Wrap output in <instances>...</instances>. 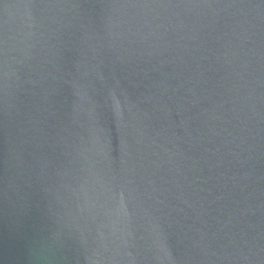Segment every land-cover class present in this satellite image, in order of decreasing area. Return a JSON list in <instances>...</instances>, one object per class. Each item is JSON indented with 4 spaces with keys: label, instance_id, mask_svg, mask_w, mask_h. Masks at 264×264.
<instances>
[{
    "label": "water",
    "instance_id": "95a60500",
    "mask_svg": "<svg viewBox=\"0 0 264 264\" xmlns=\"http://www.w3.org/2000/svg\"><path fill=\"white\" fill-rule=\"evenodd\" d=\"M0 264H264V0H0Z\"/></svg>",
    "mask_w": 264,
    "mask_h": 264
}]
</instances>
